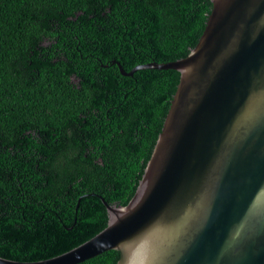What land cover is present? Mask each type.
<instances>
[{
    "label": "trees",
    "instance_id": "obj_1",
    "mask_svg": "<svg viewBox=\"0 0 264 264\" xmlns=\"http://www.w3.org/2000/svg\"><path fill=\"white\" fill-rule=\"evenodd\" d=\"M211 0H0V257L52 259L134 197ZM110 250L80 264H117Z\"/></svg>",
    "mask_w": 264,
    "mask_h": 264
},
{
    "label": "water",
    "instance_id": "obj_2",
    "mask_svg": "<svg viewBox=\"0 0 264 264\" xmlns=\"http://www.w3.org/2000/svg\"><path fill=\"white\" fill-rule=\"evenodd\" d=\"M188 56L140 65L180 82L134 197L109 204L108 225L52 259L80 264L110 250L117 264H264V0H211Z\"/></svg>",
    "mask_w": 264,
    "mask_h": 264
}]
</instances>
